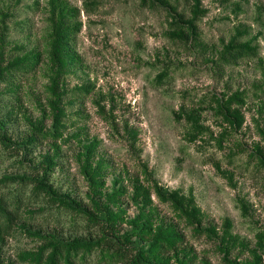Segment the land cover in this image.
<instances>
[{
    "label": "rangeland",
    "instance_id": "obj_1",
    "mask_svg": "<svg viewBox=\"0 0 264 264\" xmlns=\"http://www.w3.org/2000/svg\"><path fill=\"white\" fill-rule=\"evenodd\" d=\"M19 193L0 264L59 244L73 264H264V0H0V198Z\"/></svg>",
    "mask_w": 264,
    "mask_h": 264
},
{
    "label": "trees",
    "instance_id": "obj_2",
    "mask_svg": "<svg viewBox=\"0 0 264 264\" xmlns=\"http://www.w3.org/2000/svg\"><path fill=\"white\" fill-rule=\"evenodd\" d=\"M66 19L62 18L59 27H58V37L57 39L65 38V39H73L75 37V31L73 29H66ZM179 26V25H178ZM192 32L191 35L194 37L196 34L194 33V28L189 27ZM190 33H182V36L184 38H188L190 36ZM57 51V50H56ZM58 51L55 52L56 59L59 60V57L61 56ZM255 54V51L249 49L246 46L238 47V48H232L229 49L225 55L222 58V62H224L226 65L235 64L236 62L245 59L253 57ZM36 61H31L29 64L23 66L15 67L16 71H23V70H32L35 65ZM15 181L19 182V184L25 188L28 187V181L24 177L14 179ZM41 185L38 183L35 185L32 189V195L38 198L43 191V189L40 187ZM21 193L14 195L13 197H10L6 199L5 197L0 198V237L1 236H10L12 235L14 231V224L17 220V215L20 207L23 204V200L21 198ZM109 218L111 221H109L110 226H115V220L111 219L110 215ZM177 242V239H174L171 243L164 244L163 248L170 250L173 248V244ZM110 247L114 248L113 245H110ZM80 246L77 245H57L53 251V255L48 258V260L45 262V264H73L74 255H76L80 252ZM161 249V248H160ZM114 254H117L119 257H122L124 254V251L119 249L118 247L114 249ZM41 260V259H40Z\"/></svg>",
    "mask_w": 264,
    "mask_h": 264
}]
</instances>
